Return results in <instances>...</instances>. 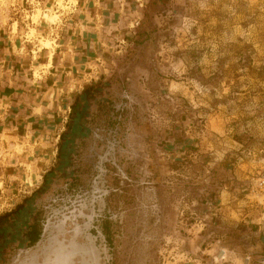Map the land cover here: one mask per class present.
<instances>
[{
	"label": "rangeland",
	"instance_id": "1",
	"mask_svg": "<svg viewBox=\"0 0 264 264\" xmlns=\"http://www.w3.org/2000/svg\"><path fill=\"white\" fill-rule=\"evenodd\" d=\"M79 2L0 0L2 80L43 79L41 50L74 58L71 28L96 26L43 134L0 136V216L23 206L0 264H264V0H116L97 22Z\"/></svg>",
	"mask_w": 264,
	"mask_h": 264
},
{
	"label": "crops",
	"instance_id": "2",
	"mask_svg": "<svg viewBox=\"0 0 264 264\" xmlns=\"http://www.w3.org/2000/svg\"><path fill=\"white\" fill-rule=\"evenodd\" d=\"M115 2L116 0H80L78 8H80V10L88 8L90 10L89 20L97 22L95 20L96 18H107L104 16V13H113V11H115ZM112 6L114 7L112 8ZM99 11H103L100 12L102 14H100V16ZM85 17L84 20L88 18V15ZM79 28L85 30V32L83 33L81 30L78 31L77 24L74 25V28H71L73 29L71 33L72 36L77 37V35H79L72 44V50H69L73 53L74 58L68 56V50L59 51L57 49L53 50V48L48 49L50 51L46 50L47 48L41 50L40 53L44 54V56H47V53H49V61H51L48 74L44 76L43 79H32V81L25 80L28 84H24V82H22L23 80L17 78L10 80L8 78H5L6 80L0 78V136L6 135L13 140H22L27 137L30 129L34 130L35 128L37 130L32 132L38 131V133L43 134L44 131L41 129L42 125L39 124V122H43V119L48 117L49 111L50 114H52V108H50V105L53 103L51 100L52 97L54 95H60L59 93L64 94L69 76L73 71L77 72L75 68L78 69L77 67H81L85 63V55L89 53L92 47V36L96 33V26L93 28H86L80 24ZM59 47L63 48L61 45ZM59 55L65 56L66 60L71 64L67 65L66 63L64 67L61 65H59L58 68L54 67L56 64L62 62V58L59 57ZM42 59H45L44 62L42 61L43 64L38 63L37 65L40 68L42 65L45 67L48 65V57H42ZM57 61L59 62L57 63ZM54 68L57 69V74L55 75L52 74ZM34 85L39 87L33 88L35 87ZM42 85L48 86L44 89L45 91L41 88ZM65 94H67V92Z\"/></svg>",
	"mask_w": 264,
	"mask_h": 264
},
{
	"label": "trees",
	"instance_id": "3",
	"mask_svg": "<svg viewBox=\"0 0 264 264\" xmlns=\"http://www.w3.org/2000/svg\"><path fill=\"white\" fill-rule=\"evenodd\" d=\"M64 134H62L60 136V139H63ZM61 147H58L57 149V157L59 158L61 155ZM44 179V178H43ZM23 209V206H17L13 211L7 213V214H3L0 216V227L1 225L5 222L6 219H9L10 217L18 214L21 210ZM104 232V237L106 238L108 245L111 246V239L113 237V235L111 234V232L108 230V228L103 230ZM40 236H41V228L39 226V222L38 219L35 215V218L32 220L31 225L28 227L27 232L25 233V237L27 239V247L31 248L33 246H35L39 240H40ZM112 264H115L112 262Z\"/></svg>",
	"mask_w": 264,
	"mask_h": 264
},
{
	"label": "built area",
	"instance_id": "4",
	"mask_svg": "<svg viewBox=\"0 0 264 264\" xmlns=\"http://www.w3.org/2000/svg\"><path fill=\"white\" fill-rule=\"evenodd\" d=\"M252 187L254 203L262 210L259 222L264 227V169L252 179Z\"/></svg>",
	"mask_w": 264,
	"mask_h": 264
}]
</instances>
